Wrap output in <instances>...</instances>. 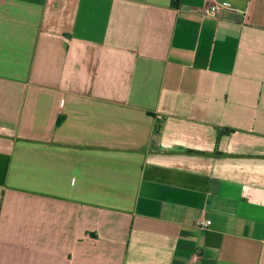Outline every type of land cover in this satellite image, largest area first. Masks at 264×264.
<instances>
[{"label": "crops", "instance_id": "crops-1", "mask_svg": "<svg viewBox=\"0 0 264 264\" xmlns=\"http://www.w3.org/2000/svg\"><path fill=\"white\" fill-rule=\"evenodd\" d=\"M0 264H264V0H0Z\"/></svg>", "mask_w": 264, "mask_h": 264}, {"label": "built area", "instance_id": "built-area-1", "mask_svg": "<svg viewBox=\"0 0 264 264\" xmlns=\"http://www.w3.org/2000/svg\"><path fill=\"white\" fill-rule=\"evenodd\" d=\"M222 9L237 11L236 8H234L233 6L229 4L215 3L212 5L206 6L203 9V16L217 19L220 17ZM198 224L201 227H209L211 225V221H200Z\"/></svg>", "mask_w": 264, "mask_h": 264}]
</instances>
